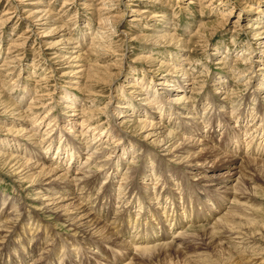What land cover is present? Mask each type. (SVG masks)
Masks as SVG:
<instances>
[{
	"label": "rangeland",
	"instance_id": "374dc122",
	"mask_svg": "<svg viewBox=\"0 0 264 264\" xmlns=\"http://www.w3.org/2000/svg\"><path fill=\"white\" fill-rule=\"evenodd\" d=\"M263 75L264 0H0V217L10 216V222L0 227L4 231L0 230V264L14 262L19 239L30 234L29 216L56 238L49 244L40 236L43 229H30L45 248L37 252L42 254L35 264H68L74 253L81 258L73 264L131 261L127 251L132 254L134 249L119 242L91 237L99 240L102 250L76 244L84 241L68 220L75 216L72 205L65 207L70 210L65 215L45 209L36 193L41 187L67 186V180L52 182L56 177L52 174L45 180L42 166L17 171L2 157L5 150L16 152L30 158L28 165H38L41 154H56L64 143L76 145L79 152L66 156L61 167L55 166L65 168L59 172H68L69 182L76 179L75 192L83 198L88 188L79 185L88 179L91 194L86 199H96L99 190L110 193L109 217L115 209L126 215L130 210L133 219L139 217L137 221L144 223L146 215L152 219L161 215L162 204L150 195L154 185L157 190L162 186L158 173H151L155 166L163 165L166 176L177 175L179 182L171 181L168 189L178 191L183 183L181 188L192 192L200 214L185 218L175 229L170 225L165 236L161 229L146 248L153 252L147 264H264V154L250 162L241 151L254 146L264 149V142L258 141L248 147L244 128L261 122L257 111L264 108ZM182 93L189 99L176 100ZM159 104H165L163 113ZM221 105L225 107L216 111ZM170 108L179 118H166ZM238 108L247 117L238 120ZM198 112L203 118H198ZM215 113L224 121L209 134L211 125L204 126V115ZM229 115L231 130L240 129L239 144L232 133L221 135ZM140 116L147 121L165 117V124L193 145L191 153L174 161L163 147L167 141L158 146L163 136H148L151 127L143 128ZM193 126L200 128L198 133L189 129ZM60 128L65 135L61 142L56 140L62 136ZM52 137L55 146L49 150L46 146ZM237 144L240 151L232 149ZM11 145H19V150ZM35 177L39 179L33 181ZM94 179L97 182L92 183ZM124 183H135L136 196L148 193L145 198L150 204L135 207L129 194L120 198L115 189ZM164 193L163 188L161 196ZM176 199L183 200L180 195ZM70 200L76 199L66 202ZM97 201L95 205L106 199ZM148 208L154 211L146 212ZM130 227V231L145 228ZM179 229L191 236L190 249H176L170 243L171 233ZM175 236L178 239L179 234ZM200 236L208 239L202 241ZM34 243L30 246L37 249ZM50 255L65 258L49 259ZM26 256V264H31L33 256ZM23 262L18 258V264Z\"/></svg>",
	"mask_w": 264,
	"mask_h": 264
},
{
	"label": "bare ground",
	"instance_id": "6f19581e",
	"mask_svg": "<svg viewBox=\"0 0 264 264\" xmlns=\"http://www.w3.org/2000/svg\"><path fill=\"white\" fill-rule=\"evenodd\" d=\"M185 72H187V70H183V73H185ZM147 99H150V97H147ZM175 99L178 101L183 100L182 102H184L186 99H189V97H186V94L182 93V94L176 96ZM246 100L251 103L249 96L246 97ZM183 105H184V107L186 106L185 103H183ZM208 105H211V104H208ZM157 106L160 107V108H158L159 112L163 113L164 109L166 108L165 104L163 105V107H161L160 104ZM217 107L221 108V107H225V106L224 105L216 106L215 107L216 111H217ZM213 108H214V106H213ZM204 109H205L204 112L205 111L207 112V109H209V107L208 106L204 107ZM215 109L213 111H215ZM234 109L235 108H233V111H234ZM147 110L145 109V111H147ZM169 110H170V112L168 114L169 117H166L167 119L170 118L169 121H171V119H173V117L179 118V115L177 113L175 115L172 114L171 111H173L174 109L170 108ZM192 112H194V108H193ZM237 113L238 114L236 115V117H238V120L241 118V116L247 117L244 112L239 110V108L237 109ZM199 114H200V117H198V118H203V115H201V112ZM228 114H229V112H228ZM258 114H259V117L261 118V122L259 123V125H256L252 128L250 127V125H246V127H244L245 130L247 131V135L249 136V139H250L248 141V147H250L253 144V142L257 143V141H258V144H261V142H264V108L263 107L262 108L258 107L257 115ZM257 115H256V117H257ZM140 118H141V116H140ZM230 118H232V116L229 115V118L226 120V125H225V126H227L226 130H224L221 135H223V137H226L227 133H232V139H238V144H239V137L241 135L240 129L236 128V130H231L233 128L230 125V120H231ZM155 119H158V120H155ZM163 119H165V117H160V118L155 117L149 121H147V119L141 118L139 121H141L143 128H145V127L150 128L151 127V129H149V130H152V131L149 132L148 136H157L156 139H159L160 136H163L160 140H157L158 141L157 144L159 146L163 142L167 141L166 143H164L163 147L166 149L165 150L166 153L168 152L170 154V158H173L174 161L182 159L183 155H185L186 153H189V154L191 153L193 145H189V143L186 144L183 141V136L181 134L177 136V134H175L176 132H174L171 128H169V126L167 124H165L166 121H164ZM207 119H208V121H206ZM204 120H205V125H204L205 127H208L211 125L209 134L212 133L211 131L215 128L214 127L215 124H216V126L221 125L222 124L221 122L224 121L220 115L218 117L217 113H215L214 116H212V117H208V116L204 115ZM184 124L185 123H182L181 125H178V126H183ZM55 125H53V126H55ZM163 127L164 128L166 127L167 129L165 131L159 130V132H157L158 131L157 129H161ZM189 129L191 131H194V133H198V130L200 128L193 126V127H189ZM222 129L223 128H221L220 131ZM59 132H61L60 134H62V136H60L59 138H57L58 137L57 136L56 140L59 139V141L61 142L64 139L65 135L63 133L64 132L63 129L60 128ZM161 132H164V133H161ZM209 134L204 135V137H207ZM53 138L54 137H52L50 140H48L49 143H48V146H46V147H47V149L49 147V150H51V148L53 147V144L55 142V138L54 139ZM65 139L67 140V138H65ZM232 139H231V141H232ZM173 140H174V142L172 143ZM91 142L92 141H88V143H91ZM169 142H171L172 144L169 147H167ZM69 143L71 144V142H69ZM238 144L235 147H233L232 149L240 151V147L238 146ZM15 146H12V148L15 151L19 150V145H15ZM54 146H55V144H54ZM63 146L64 147L62 149H60V147L58 148V152H56V154H54L55 152L54 153L51 152L50 156H47V154H45V153H44V155H45L44 156L40 153L41 156L38 155L39 158H38V160H36V162H38V165H28L30 158L28 160H26L23 155L15 154L16 152L7 153V151L5 150L6 152L4 151L2 153V157L6 161V163L13 164V167H15V170H17V171L23 172L24 170H26V168L32 167L31 169H33V168H39L42 166L41 174L45 180L51 179L52 176H56L55 179L51 180L52 182H54L56 180H62V181L64 180V182H66L65 180H67V182H68L67 186H58V187L49 186L46 188L41 187L43 190L39 193H36V195H38L37 198L39 200H41L42 205H44L45 209L49 210L51 212H58V213H61V215H65L66 212L70 211L68 208L66 209L65 207H67L69 205H72L73 207H75V210H74L75 216L74 217L71 216L68 220H71L70 222H72L77 227L78 231L81 233V234H79V236H81V238L84 241V242H82V241L75 242L76 244L82 243V244H87L90 246L94 245V247L98 248V249H100V247H102L101 248V250H102L103 245L100 244L99 240L97 241L95 239H92L95 237L97 238V236H98L101 239L103 238V240H105V241L119 242L121 245L122 244L128 245L130 248L134 249L132 254H130L131 252L127 251V256H128V258L131 259V261L127 262L124 258L117 259V261L121 260L120 264H131V263H135V261H137L136 264H147V261H148L149 257H151L153 252L151 250L146 249V248H148L147 246H149V243L154 241L155 237L157 236L156 234H159L161 229H162L161 235L165 236L168 233H170V232H167L170 229V225H173L174 226L173 229H175V225H177L178 223L183 224L186 219L190 218V220H191L192 219L191 216H193V218H196L200 214L199 212L195 211L194 204L192 203V201H193L192 192L187 190V189L181 188V185H183V183H181L180 187H178V189H176L178 191H175L174 189H168L167 188V186L171 183V181L177 179V175L172 174L171 177L166 176L167 174L164 170V166L161 163H158L157 165L161 164L163 168L161 166H155L153 169L151 168L150 170H151L152 174L154 171L158 173L159 176L156 179H159L161 177V180H162L161 185L162 186H161V189L159 188L157 190V186L154 185L153 190H150V195L153 198L157 199V201H160V204H162L163 211L162 212L160 211L161 215L158 217H154V219H152L153 217H151L150 215H146V217H144V220H143V221H145V223H144V222L137 221V220H139V217H137V219H133L134 215H132L133 213L130 210H127V215H126L123 213H119L120 212L119 209L118 210L115 209L113 218H112V216L109 217V214L112 211V208L108 205V200H109V197L111 196L110 193L105 195L104 191L102 193H100L101 190H99L97 193L96 199H94V200L89 199V198L86 199V197L90 196V194H91L90 180L86 177L85 179H88V180H86V181L83 180L82 184L79 185L83 188H86V189L88 188V192H85L87 194L83 198L82 195H79V193L75 192L76 187H77L76 179L74 181L72 180L71 182H69V179H70L69 173L63 172V174H61L59 172V170H61V168H59V167H61L60 165H62L63 163L65 164V161H66L65 157L69 156V155L71 157H74L77 154V152H79V149L76 145H74V147H73V145L72 146L70 145V147H69L68 144L64 143ZM263 146H264V144H263ZM54 150H55V148L53 149V151ZM241 151L243 152V154H248L247 155L248 158L246 157V159H248L250 162H254V160H261L262 159L261 157L264 154L263 153L264 149L256 148V146H254L250 150L245 149V150H241ZM23 152L24 153L28 152V150L25 151V149H23ZM171 153H173L177 157L172 155ZM32 154H33V152H32ZM35 154H37V153H34L33 155H35ZM189 154H187V155H189ZM230 154L235 159L239 158L238 154H236V153H230ZM89 155H91V154H88L87 159H89ZM149 157L152 158V156H150V154H149ZM188 157L190 158V156H188ZM86 163L87 162H85L84 164H86ZM55 165H58L59 167H57ZM87 167H89V166H86V168ZM83 170L86 172L85 168ZM61 171H65V168L64 169L62 168ZM50 174H52V176H50ZM78 174H80V173H78ZM78 177L79 176H77V178ZM80 177H82V176H80ZM38 179H39V177H35L33 179V181H37ZM177 181L179 182V179H177ZM95 182H97V180L93 181L92 183H95ZM136 187L137 186H135V183H132V184H125L124 183V184H121V187L119 189H115V190H117V193L120 196V198L123 197V194L125 196H127V194H129L130 200L134 201L133 205L136 204L135 207H138V205L139 206L142 205L141 207H143L145 203L150 204V202H149L150 200H147L145 198V196L148 193H146V192L142 193V195H144V198L142 197V195L136 196ZM163 188L166 191V194L164 193V195H166V196H164V197L161 196V194H160L161 190ZM48 190H51L54 192H52L51 195H48V194H46V193H48ZM105 190H107V189H105ZM187 193L189 194V197H188ZM177 195H180L183 198V200H181L180 203L177 202V199H176ZM70 197L73 199H76V200L75 201L70 200V202H66L67 200L70 199ZM201 197H203V195ZM102 198L106 199L105 203L100 201V199H102ZM97 200H99L100 202L97 205H95L98 202ZM198 200L201 201V198L198 197ZM4 202H6V200ZM133 205L130 206V203L127 204V206H129V207H133ZM61 207H62V209L64 208V210H61L60 209ZM182 209H183V212H181ZM210 209L212 211H215V209H213V208H210ZM147 211L152 213L154 210L153 209L151 210L150 208H148L146 210V212ZM154 214H155L154 216H157L156 211ZM212 215L213 214H209V215H207V217H211ZM8 217H10V216L7 215V213L5 214V216L0 217V220H1L0 227L3 228V227H5V225H7L10 222L7 220ZM29 220L30 221L33 220L31 228H29L27 230V233L30 232V234L29 235L25 234L24 237L19 239V241H20L19 246H18V248L15 249V252L17 255H15L13 257L12 260H14V262L11 264H18V258L21 259V262L24 260L23 263L26 264V261H27L26 255H28V257L31 255V257H32L34 254L35 255L33 256V258H31L30 262H32L31 264H35L36 263V257H38L40 254H42V253H40L37 255V252L38 251L42 252V250L45 249L43 246H41V247L39 246L38 235L34 236L32 234L33 232H31L30 229H32V231L34 229H36L38 231L43 229V232L40 234V236L45 238L46 241L49 242V244L56 240V238L49 236L47 231L44 232L45 226L41 222H38L37 219L29 216ZM155 220H157L158 222L156 223ZM132 225L137 226L138 228L141 225H143V227H145L144 231H141V230L130 231L129 229H131V227L129 228V226H132ZM132 228L134 229V227H132ZM181 229H183V228H181ZM0 230L2 231V233L4 232L3 229H0ZM83 231H84V233H86V236L83 235ZM184 232H185L184 230L180 231V229H179L175 233L174 232H172L173 234L171 233L172 240L170 241V243H172L173 245H176V249L177 248H186V249L189 248L190 249V247H191V241H192V239L190 238L191 236H189L188 232L186 234ZM177 233L179 234V237H178V239H175V237H176L175 235H178ZM1 238H2V235L0 234V243H3L1 241ZM200 238L202 241H203V239L204 240L208 239L207 237H204V236H200ZM201 240H198V241H201ZM202 241H201V243H202ZM31 242H35L34 244L37 245L38 250L35 248L33 249V246H30ZM203 244L205 245V243H203ZM72 246H75V245L72 244ZM22 247H25L24 251L20 252L19 249ZM200 248L201 247H197L196 249H200ZM75 249H79V248L75 247ZM87 249H90V248L87 247ZM134 251H136V252L134 253ZM51 252H53V251H51ZM125 255L126 254L124 253V256ZM0 256H1V254H0ZM64 256H65V254H64ZM64 256L59 258L58 256L54 257L53 255H50L49 259H54V258L58 257L59 261H61V260L64 261V258H65ZM74 256H75L74 260H70V262H68V264H73L74 262L77 263V260L81 258V256L77 253H74ZM187 256H189V255H187Z\"/></svg>",
	"mask_w": 264,
	"mask_h": 264
}]
</instances>
